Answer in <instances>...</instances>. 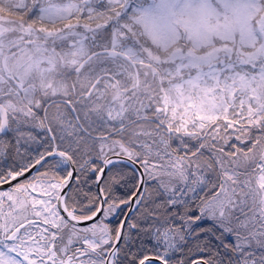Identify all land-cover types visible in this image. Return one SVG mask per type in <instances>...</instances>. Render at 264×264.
Instances as JSON below:
<instances>
[{"label":"snow or ice","instance_id":"6c2138e0","mask_svg":"<svg viewBox=\"0 0 264 264\" xmlns=\"http://www.w3.org/2000/svg\"><path fill=\"white\" fill-rule=\"evenodd\" d=\"M12 8L18 19L0 16V264H264V97L185 108L171 81L133 71L132 57L150 64L138 24L153 8Z\"/></svg>","mask_w":264,"mask_h":264},{"label":"rangeland","instance_id":"374dc122","mask_svg":"<svg viewBox=\"0 0 264 264\" xmlns=\"http://www.w3.org/2000/svg\"><path fill=\"white\" fill-rule=\"evenodd\" d=\"M14 2L9 0L0 16L18 19L14 8L9 11ZM129 3L125 0V8ZM130 8H153L138 24L145 59L154 65L152 72L145 71L164 77L166 84L171 81L177 104L187 108L190 102L211 104L214 99L237 108L241 102L245 109L259 106L264 97V0H136ZM132 61L140 63L137 57Z\"/></svg>","mask_w":264,"mask_h":264},{"label":"flooded vegetation","instance_id":"af4514ba","mask_svg":"<svg viewBox=\"0 0 264 264\" xmlns=\"http://www.w3.org/2000/svg\"><path fill=\"white\" fill-rule=\"evenodd\" d=\"M135 64H136V67L137 66H141V67L145 68L143 70L150 69L151 72L154 70L153 69V66H154L153 63L152 64H149L148 66H142L138 62L132 61V65L134 66ZM83 179H84V177H81V180H83ZM136 218L139 219V216H137ZM147 227H148V225L145 224L144 225V228H147ZM133 236L134 237H137L138 236V239L136 241V247L137 248L142 247L144 249L145 253H150V251H151V240H152L151 233L141 231V232H138V233H134ZM145 236H147V239L144 238ZM141 242H143V243H141ZM25 260H27L26 255H25ZM4 264H9V261L7 259H5Z\"/></svg>","mask_w":264,"mask_h":264},{"label":"trees","instance_id":"16d2710c","mask_svg":"<svg viewBox=\"0 0 264 264\" xmlns=\"http://www.w3.org/2000/svg\"><path fill=\"white\" fill-rule=\"evenodd\" d=\"M138 2H139V0H137ZM136 3V0H130V3L126 6V8L124 9V10H126V9H128V8H130L131 7V5L132 4H135ZM138 29H139V27H138ZM159 54H163V52H159ZM84 188H87L88 187V185H84L83 186ZM144 238H146L147 239V236H145Z\"/></svg>","mask_w":264,"mask_h":264},{"label":"water","instance_id":"95a60500","mask_svg":"<svg viewBox=\"0 0 264 264\" xmlns=\"http://www.w3.org/2000/svg\"><path fill=\"white\" fill-rule=\"evenodd\" d=\"M240 63L243 64L244 63V60L243 58H240Z\"/></svg>","mask_w":264,"mask_h":264}]
</instances>
